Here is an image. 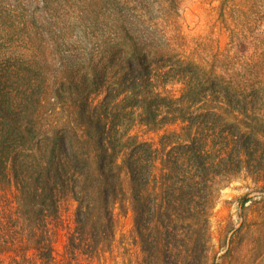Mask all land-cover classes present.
<instances>
[{"label": "trees", "instance_id": "trees-1", "mask_svg": "<svg viewBox=\"0 0 264 264\" xmlns=\"http://www.w3.org/2000/svg\"><path fill=\"white\" fill-rule=\"evenodd\" d=\"M182 1L100 0L98 63L88 53L54 70L29 51L0 64V264H115L124 210L133 264H206L219 182L245 172L264 188L257 61L239 76L218 70V53L179 50L159 27Z\"/></svg>", "mask_w": 264, "mask_h": 264}, {"label": "rangeland", "instance_id": "rangeland-1", "mask_svg": "<svg viewBox=\"0 0 264 264\" xmlns=\"http://www.w3.org/2000/svg\"><path fill=\"white\" fill-rule=\"evenodd\" d=\"M109 13L100 0H0V64L29 51L46 57L54 70L60 67V58L81 63L88 53L98 63V49L110 27ZM174 21L170 29V21L161 22L159 30L166 32L165 38L180 36L175 39L179 50L206 56L209 63L218 53V70L227 74L234 70L239 76L249 73L250 61H257L252 74L264 81V0H183ZM134 133L141 139L157 138L141 128ZM122 182L127 190L125 174ZM218 187L206 264H264V188L245 172L221 180ZM62 209L69 222L74 203L68 200ZM63 240L57 244L59 250ZM113 258L115 264H133L139 258L129 210L117 211Z\"/></svg>", "mask_w": 264, "mask_h": 264}]
</instances>
